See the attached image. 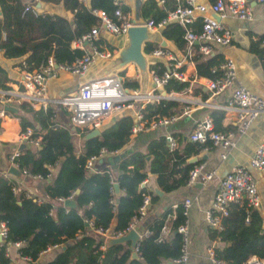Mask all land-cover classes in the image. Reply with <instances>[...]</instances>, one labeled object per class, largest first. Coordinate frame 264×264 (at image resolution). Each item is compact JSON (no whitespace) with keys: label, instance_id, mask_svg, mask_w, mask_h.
<instances>
[{"label":"trees","instance_id":"1","mask_svg":"<svg viewBox=\"0 0 264 264\" xmlns=\"http://www.w3.org/2000/svg\"><path fill=\"white\" fill-rule=\"evenodd\" d=\"M40 1L61 2L71 12L70 18L48 12L33 13L31 9H25L21 0H0V50L6 58L24 55L19 65L28 70L43 63L49 55L55 62L66 64L79 57L83 50L71 47L70 42L99 23L97 11H102L113 21L120 20L114 14L115 9H119L121 14L129 11L122 0L117 3L113 0H87L86 4L82 0ZM158 1H141L138 14L142 21L150 19L156 23L167 11L185 5V0H161L160 4ZM200 20L201 17L196 16L186 25L168 22L160 28V34L181 48L185 42L184 30L198 31ZM263 35H251L255 38L250 39L249 49L257 53L264 66V55L258 46ZM94 42L100 47L104 43L112 50L100 37ZM157 45V41H146L142 46L143 52L146 54ZM223 59L214 52L203 55L197 51L191 56L195 74L207 78L221 74L217 65ZM164 67L160 61L147 66L148 70L158 72ZM4 80V77L2 80L0 78V88H7ZM187 84L188 80L169 79L162 88L168 93L180 91ZM11 105L16 106L17 111L5 110V113L17 119L20 133L29 129L28 138H38L39 144L35 148H21L14 161L18 169H25L29 175H36L43 181L42 190L46 200L26 195L22 189L14 192L12 187H15V182L0 175V221L4 223L6 231L0 244V264H12L5 245L17 241L21 243L17 248L19 253L30 260H34L47 245L64 243L65 247L59 248L53 258L43 264H165L164 260L174 264L172 260L181 248V235L174 230L171 237L166 239L160 238L159 232L163 225L176 229L184 222L185 215L180 203L174 207L172 218L171 210L165 209L161 214L143 221L142 226L147 232L136 242L139 258L127 263L129 249L122 243H105L102 236L88 228L86 221L89 220L93 226L122 231L137 216L143 193H148L152 201L156 199L155 194L141 185L147 173L154 175L155 183L163 192L184 185L189 169L197 162H188L189 156L210 147L209 140L198 142L188 139L181 148L176 145L169 148L165 134L160 133L147 141L143 151L133 150L121 158L115 166L116 174L112 175L107 166L89 171L85 167L89 155L97 153L100 148L119 149L126 143L132 124L129 115L117 117L100 130L99 136L85 140L83 150L75 153L68 127L57 124L51 106L35 109L23 101L12 102ZM181 105L175 99L159 97L144 102L140 112L142 119L149 121L178 114ZM208 114L213 129L224 132L220 128L222 112L213 108ZM34 122L38 123V127ZM113 182L118 185V193L112 191ZM76 188L78 191L74 192ZM69 195L75 201V208L64 207L61 203L52 205L50 202ZM227 207V214L221 219V229L210 228L209 231L210 239L217 238L221 242V245L213 248L214 255L225 264H245L251 256L264 260V224L256 209L248 206L244 199L232 201Z\"/></svg>","mask_w":264,"mask_h":264},{"label":"crops","instance_id":"2","mask_svg":"<svg viewBox=\"0 0 264 264\" xmlns=\"http://www.w3.org/2000/svg\"><path fill=\"white\" fill-rule=\"evenodd\" d=\"M82 1L85 4L87 3V0ZM122 1L129 7V11L126 13L128 15V19L131 21L141 22L142 20L139 18L138 8L142 0ZM246 1L250 7L251 18L245 21L231 16L223 17L221 22L231 31L230 43L227 45H215L213 46V51L211 52L216 53L222 59L230 57L234 63V76L231 82L222 90L218 92H212L206 89L205 83L207 77L198 76L195 74L194 63L191 60V56L197 52V43L194 42L191 45H187L184 42L183 46L178 48L173 40L165 39L160 34V28H148L153 33V39L150 41H157V46H160L164 51L167 52L168 55L171 56H154L151 54V52H148L146 53L147 66L154 61H160L165 66L172 64L175 61L179 62L178 69L181 71L183 76L180 81L188 80V84L184 89L180 91H169L163 96L162 86L154 87L152 85L149 79V72L147 73L146 82L144 84L140 82L138 70L131 62L105 73H117L120 75L122 78V83L126 88H128V90H133L140 94L158 93L159 95H162L160 97H171V99L181 102L182 105L179 108V113H174L177 115L176 119L168 125L149 127L137 132L130 131L128 140L124 145H122L119 149L113 150V152L112 150H106L104 154L98 156L93 161L92 168H88L89 171L98 170L103 166H107L110 167L112 175L116 174L117 171L115 166L121 158L125 157L133 150L143 151L147 141L160 133L172 134L175 139V145L178 146V148H181L184 144V141L188 140L187 134L190 131L193 122L199 119L203 114L209 113V110L213 108L222 112L220 128L224 130L223 133H235L237 128L236 126L238 124L235 109H223L220 108L219 105L226 102L232 90L237 86H242L254 94L264 95V66L261 64V59L257 53L249 49L250 39L255 38V36H250H260L261 34H264V0ZM21 2H23L25 6L28 7L27 9H31L33 13H54L64 16L68 19L71 16V12L65 9L61 2L51 3L40 0H21ZM196 2L206 6V9L204 10L205 13L212 14L208 9V4L210 1L196 0ZM158 4H160L159 1ZM200 14V12L196 11L194 13V18L196 16H200ZM97 37H100L107 45L112 48L111 56L119 49V47L122 46L124 40V34H115L104 30H100ZM77 39L78 38L70 42L71 47H78L82 50L89 47L86 42H83L81 45L78 44L76 42ZM102 47L107 48L104 43L102 44ZM23 56L18 58H6L0 50V67L3 69V74L0 75V78L2 80L4 77L5 80L3 82L8 89H13L19 84L21 77V68L19 63L23 60ZM110 57L106 59L95 57L88 65L87 70L81 74H71L67 71H58L55 77L47 80V95L50 98L59 97L65 93L74 91L80 83L103 75V69ZM146 101L148 100H137L134 102V106L132 107H124L119 110H112L107 115L102 117L101 122L97 127L93 128H98L101 130L102 128L109 126L117 117L121 115H129L133 124L136 121V107L138 105H143V103ZM48 106L52 107L53 119L57 122V124L68 127L75 153L81 152L83 150L82 144L84 143L82 136L93 128L77 127L73 125L70 121L68 111L65 109V107L59 104L49 102ZM33 108L36 109L37 107ZM27 116L31 117L29 114H27ZM34 124L35 127H38V123L34 122ZM76 139L79 140V146H76ZM233 139L234 143L227 149L224 157L220 156L221 150L213 145L201 149L200 152L195 156H189L188 162L197 161L195 163H202L204 170H213V177L204 182H201L198 179L190 183L186 181L184 185L176 189L163 192L155 183L154 175L147 173V176L143 179L144 181L141 182V185L147 191L155 194L156 199L149 201L144 217L138 220L135 224L136 232L138 233V239L144 232H147L142 226V223L145 219L159 215L165 209L171 210L172 218L174 207L178 203L182 204V201L185 198H188L189 205L186 209V212L184 213V223L187 225V264H211L208 258L207 248L211 247L213 251V248L215 246L221 245V242L218 241L217 238H209L210 227L204 221V210L209 206L212 196L216 191L218 179L222 177L233 164L240 163L246 165L247 158L249 157L255 144L260 141H264V108L249 121L243 131L233 135ZM36 140V144L23 141L19 131V123L17 119L7 112L5 113V111L0 115V175H5L15 182L14 192L17 193L18 190L22 189L25 191L26 195L34 196L38 200H46V196L42 190L43 181L40 178L21 174H19V176H15L7 172V167L9 166L7 160L8 154L12 150L18 149L20 144H24V146H30L32 148L38 147V138ZM115 156L119 157L115 159ZM193 157H195V160L189 161V159H192ZM249 171L256 180L257 192L259 196V204L252 208L256 209L259 216L261 217L262 223L264 224V170L261 171L249 167ZM113 183L112 191L113 193H118L119 189H115ZM155 189L160 190L161 193H156ZM70 199L74 201L72 195ZM241 199L244 198H240V200ZM50 202L52 205L58 203L63 205V201H58L56 199L51 200ZM64 207L70 208L68 206ZM88 228L90 229V227ZM174 230L177 231L176 229H169L168 226L164 225V229H160L159 237L169 239ZM109 237L110 236H102L105 243H107L106 240ZM121 243L129 249V241H124ZM19 246L20 245L15 246L11 244L8 247V251L6 252L10 257L12 264H43L44 262L52 259L55 252L59 248L63 249L65 247L63 243L58 245L59 247L57 246L50 247L49 249H43L38 253L34 260H30L29 258H22L19 252H17V248ZM101 247L103 248V246ZM138 258V254L136 258H133L129 249V255L125 263ZM166 261L168 260H164L165 264H167Z\"/></svg>","mask_w":264,"mask_h":264},{"label":"built area","instance_id":"3","mask_svg":"<svg viewBox=\"0 0 264 264\" xmlns=\"http://www.w3.org/2000/svg\"><path fill=\"white\" fill-rule=\"evenodd\" d=\"M118 1L121 0H113L114 3H117ZM159 2H161V0H159ZM27 8L28 7L25 6V9ZM205 9L206 6L197 3L196 0H185V5H178L167 11L165 16L156 23H153L150 19L144 22L135 21V23L144 24L152 29L161 28L168 22H178L181 25H186L193 20L196 11L200 12V29L198 31H193L186 28L184 30L183 38L187 45H191L194 42L197 43V51L203 55H207L213 51V46L227 45L230 43L231 31L221 22L223 17L231 16L245 21L251 18L250 7L246 0H213L208 4V9L212 14L205 13ZM96 13L99 16V23L93 25L88 32L82 34L76 41L80 45L83 42H86L89 45L87 49H83V52L79 57L75 58L71 63L66 64L55 62L49 55L45 58V61L40 63L36 68L30 70L21 68L19 84L15 88H0V115L5 111L2 106L11 105L12 102L23 101L30 106L41 109H45L49 102H54L65 107L73 125L77 127L93 128L97 127L100 124L102 117L112 110L132 107L137 100H150L162 96L158 93L140 94L136 91L128 90V88L122 83L121 76L117 73L105 74L84 81L80 83L74 91L65 93L59 97L50 98L47 95V80L55 77L58 71H67L71 74H81L87 70L88 65L95 57L106 59L111 56V50L105 47H100L94 42L100 30L115 34H124L125 29L133 22L128 19L126 13L121 14L119 9L114 10V14L120 19L119 21H113L110 18H107L102 11H97ZM259 48L264 55V35L259 41ZM150 52L154 56L168 55L160 46L155 47ZM168 56L170 57L171 55ZM178 67L179 62L175 61L172 64L166 65L164 69L159 72L155 69H150L148 71L150 82L154 87H161L169 79H182L183 76ZM217 67L221 70V74L215 78H207L205 83V88L212 92L222 90L231 82L234 76V63L230 57L224 58ZM141 106L142 105H138L136 107V121L130 127L131 132H137L158 125L165 126L174 121L177 117L176 114H171L146 121L145 119H142L140 112ZM219 107L223 109H235L238 120L235 133H223L214 130L211 117L208 113H205L193 122L190 131L187 134V138L190 141L198 142L209 140L211 145L216 146L221 150L220 156L224 157L227 149L234 143L233 135L243 131L249 121L264 108V95H257L242 86H237L232 90L226 102L219 105ZM29 133L30 130L26 129L25 132L21 133V138L25 142L36 144V139L28 138ZM165 139L169 148L175 146V139L171 134H165ZM18 151V149H14L8 154L7 160L9 165L17 167L14 158L17 156ZM105 152L106 149L100 148L97 153L89 155L85 160V167L87 169L92 168L93 161ZM249 167L261 171L264 170V141L255 144L247 158L246 165L235 163L218 179L216 191L203 214L204 221L210 228L216 230L221 229V219L227 214V206L232 201L244 198L248 206L255 207L259 204L256 180L250 173ZM19 172L21 175L25 176H36L29 175L25 169H19ZM212 177L213 170H204L202 163H195L188 171L187 182L190 183L197 179L204 182ZM143 181L144 180L141 182ZM12 190L15 191V187H12ZM68 198H71V195L65 198L58 197L56 200L63 201ZM149 201L150 195L148 193H143L141 203L138 207L137 216L134 217L122 231H114L107 226H93L89 220L86 222L94 232L103 237L119 236L128 229L135 228L136 222L144 217ZM188 205L189 199L185 198L181 204L183 214L186 212ZM161 228L164 229V225ZM176 230L181 235V248L179 254L172 260V262L174 264H187V225L184 222L180 223L176 227ZM5 234L4 223L0 221V244L3 241ZM145 234L146 232L142 235ZM11 244L18 246L21 243L18 241L7 242L5 245L6 252ZM57 246V244L47 245L44 249ZM17 252H19L18 249ZM207 253L211 264H225L222 259L214 255L211 247L207 248ZM20 255L22 258H29L25 255ZM245 264H264V260L256 256H251L246 260Z\"/></svg>","mask_w":264,"mask_h":264},{"label":"water","instance_id":"4","mask_svg":"<svg viewBox=\"0 0 264 264\" xmlns=\"http://www.w3.org/2000/svg\"><path fill=\"white\" fill-rule=\"evenodd\" d=\"M152 39H153V33L148 29L146 25L135 23V21H133L125 29L124 40H123L122 46L119 47V49L110 57L109 61L105 64V67L102 72L103 75H105V73L113 69H116L120 66H123L126 63L131 62L136 66L138 70L140 82L144 84L147 80L148 69H147V56L143 52L142 46L144 42L150 41ZM162 95L163 96L165 95L164 90H162ZM2 108L8 111H16V107L12 105H3ZM99 133H100V130L98 128H93L82 136V140L85 141L86 139L90 137L99 135ZM23 147H24V144H20L18 146V149L20 150ZM118 157L119 156H115V159H117ZM194 160H195V157H193L192 159H189V161H194ZM7 172L15 176H19L20 174L19 169L13 165H9L7 167ZM113 186L115 189L118 188L117 183H113ZM74 191L77 192L78 189L76 188ZM155 192L161 193V191L158 189H155ZM63 205L68 206V207H73V208L76 207L74 201L70 198L63 200ZM137 240H138V233L136 232L135 228H131L119 236L109 237L106 241L108 244L129 241V249L131 251V256L133 258H136L137 254H136L135 246H136ZM166 263L170 264V261L168 260L166 261Z\"/></svg>","mask_w":264,"mask_h":264},{"label":"rangeland","instance_id":"5","mask_svg":"<svg viewBox=\"0 0 264 264\" xmlns=\"http://www.w3.org/2000/svg\"><path fill=\"white\" fill-rule=\"evenodd\" d=\"M76 146H79V140L78 139H76Z\"/></svg>","mask_w":264,"mask_h":264}]
</instances>
